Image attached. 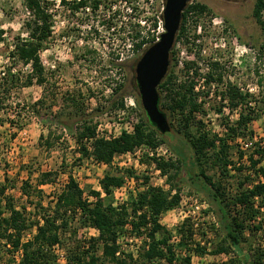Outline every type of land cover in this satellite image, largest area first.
<instances>
[{
	"label": "trees",
	"instance_id": "16d2710c",
	"mask_svg": "<svg viewBox=\"0 0 264 264\" xmlns=\"http://www.w3.org/2000/svg\"><path fill=\"white\" fill-rule=\"evenodd\" d=\"M51 3L49 0H23L28 14L22 26L25 36L18 34L12 37L10 44L6 43L5 31L0 29V44L6 43L10 48L8 53L10 65L0 72V128L6 123L12 127L15 125L11 118L1 117V114L6 113L11 91L14 88L35 84L45 89L47 78L40 52L45 48L52 34V15L48 8ZM60 3L69 5L73 10L89 7L92 11H96L103 0L71 2L60 0ZM207 10L206 6L199 3L188 4L182 14L181 27L174 47L184 37L189 16L197 20L208 14ZM252 17L261 30L264 42V0H255ZM110 28L111 26L108 25L107 30ZM119 29L125 30L124 27ZM199 37L194 36L195 39ZM131 38H133L134 50L139 49L146 42L150 45L154 42L153 37L149 41L143 39L134 42L139 38L138 32ZM174 54L173 49L170 58ZM16 64L29 69L22 79L20 70L14 69ZM110 64L113 67L122 66L112 61ZM206 67L204 85L221 82L220 64L212 61ZM192 68H194L192 70L194 77H200L195 63L188 61L183 64L181 72H184L185 76L180 80L174 71V65H171L158 88L159 108L166 116L170 127V131L164 134L148 121L144 111L141 110V117L132 123L131 133L122 130L116 137L109 139L98 137L97 125L90 120L94 114H103V109L97 108L91 114H86L81 107H77L74 97L64 98L66 102H71L77 111L68 113L63 118H59L58 115L53 116V125L70 134L74 133L72 137L82 158L92 159L95 164L109 166L116 156L134 154L142 147L155 152L160 147L167 146L176 157L175 160L156 156L148 159L161 176L166 177L165 182L169 188L152 186L149 184V178L143 177L142 183L145 188L138 191L135 196L131 195L126 203L114 206L113 190L120 188L125 178L137 179L132 171L126 170L122 175L104 174L98 181L99 190H90L86 195L74 177L68 174L66 184L56 197L53 211L50 214H42L40 223L28 217L30 215L26 213V207L15 206L14 199L7 192L12 185L5 176L0 183V245L10 257L15 258L17 255L18 264H57V256L53 248L62 246V235L66 232L69 231L71 235L76 236L78 230L70 229L69 220H72L70 217H77L80 228L93 229L97 232V236L87 240L76 239L74 249L66 255L65 264H192L193 254L227 257L225 261L215 264H264V148L262 147L264 137L254 145L252 153L247 156L249 163L247 171H254L261 181H254L249 175H243L246 167L239 163L244 153L238 152L239 166L230 159L229 154V142L251 135L249 126L259 119L261 109L249 105L248 93L244 94L237 87L228 84L221 93L220 100L226 103L224 107L230 113L238 112L237 120L231 124L224 123L225 131L221 135L207 130L202 119L197 118L207 116L204 102L200 97L207 98L209 91L204 89L195 91L196 82L187 75ZM122 86L118 84L111 89L112 95H118ZM135 100L140 107L137 94ZM42 103V99L37 100L32 104V110L40 122L46 125L47 121L42 119L36 110ZM109 109H124L122 96L112 99ZM219 110L217 109V112H220ZM15 136L16 133H12L10 139L13 140ZM52 137L49 132L44 140L47 147L60 140L58 136ZM40 140H43V136H40ZM2 147L3 143L0 142V161ZM207 164L216 168L222 178L230 177L231 169L235 174L242 176L237 182L231 200H228L222 184L214 182L206 175L202 167ZM180 165L186 169L191 184L193 180L199 183L196 185V191L205 192L208 197V207L204 214L212 213L215 222L209 225L203 222L208 225V230L198 232V225L187 216L177 226V242L173 244L171 242L173 234L161 224L160 218L164 213L176 209L181 202V187L170 184L172 178L178 176ZM197 168L198 172L195 170ZM56 177L57 173H41L34 192L30 191L33 187L24 181L21 185V193L27 199L31 198L33 193L39 200L42 192L38 187L53 183ZM33 206L39 208V201ZM231 207L235 208L234 213L229 210ZM259 217L263 218V223L260 222ZM32 229L35 230L34 235L30 239H25L26 234ZM126 231L129 237L131 235L133 238H138L142 243V250L136 256L121 249L119 240L124 238ZM207 232L213 234V240L206 241ZM99 251L100 255H98Z\"/></svg>",
	"mask_w": 264,
	"mask_h": 264
},
{
	"label": "rangeland",
	"instance_id": "374dc122",
	"mask_svg": "<svg viewBox=\"0 0 264 264\" xmlns=\"http://www.w3.org/2000/svg\"><path fill=\"white\" fill-rule=\"evenodd\" d=\"M134 1L127 0L124 6V0H103L101 8L97 11L73 10L69 5L57 6L54 2L48 7L52 15V34L45 48L40 52L41 63L47 78L45 89L35 84L14 88L11 91L6 113L1 114L3 119L11 118L15 125L12 127L6 123L0 128V142L3 143L0 183L5 176L8 177L12 185L7 191L8 195L14 199L16 207H26V213L31 219L41 223L42 214H50L53 211L56 197L66 184L68 174L74 177L85 195L90 190H99L98 181L104 174L122 175L126 170L132 171L134 177H137V179L133 178L136 193L145 188L142 183L143 177H148L149 184L152 186L169 188L165 182L166 177L161 176L148 159L149 154L153 153L159 154V156L154 155L156 157L175 160L176 157L167 146H162L155 152L142 147L132 155L116 156L111 165L100 167L92 159L81 157L79 148L72 137L74 133L70 134L53 125V116L58 115L59 118H63L66 114L77 111L71 102L64 100L66 96L74 97L77 107H81L86 114H91L97 108L103 109V114H94L90 120L93 124L99 125L98 134L102 137H115L123 129L129 131L132 123L141 117L142 109L138 107L135 100V95L138 93L134 68L150 44L146 42L139 49L134 50L131 37L138 32L139 38L134 42L140 41L141 38L149 41L155 33L161 32L162 27L156 25L154 28L157 20L154 23L153 17L156 15L149 11L147 0H140L141 9L139 11L136 9L134 15L126 12L125 7L129 3L134 5ZM162 2L164 0H153L157 7ZM190 3L202 4L210 10V13L204 14L197 20L189 16L184 37L173 47L175 54L170 58L169 67L174 65V71L181 80L185 76L184 72H181L183 64L188 61L195 63L200 77H194L190 71L187 75L191 80L194 78L195 86H198L207 73L206 66L212 61L220 64L221 82L204 85V90L209 91V96L200 97L204 102L207 116L197 118L202 119L206 129L213 133L221 135L225 131L223 124L226 122L231 124L238 117V112L230 113L224 107L226 103L220 100V95L225 91L226 86L233 85L242 93L250 95L247 99L250 102L249 105H255L261 109L259 119L249 126L251 135L243 138L242 144H237L236 140L229 142V154L236 166L240 164L246 167L243 175H249L254 181H261L254 171H247L249 167L247 156L252 153L254 145L264 137V42L261 30L252 17L255 0L236 2L192 0ZM113 4L117 7L116 11L110 9ZM27 18L23 0H0V29L5 31L6 43L10 44L11 38L18 34L25 36L22 26ZM140 18L147 19L148 23L144 26L137 25L136 20ZM108 25L111 26L109 30H107ZM120 27H124L125 30H120ZM194 36L200 37L195 39ZM6 43L0 44V72L10 65L8 60L10 48ZM110 61L122 66L113 67ZM14 69L20 70L21 79L29 71L21 64H16ZM118 84L123 85L122 90L118 95L113 96L111 89ZM119 96L123 98L124 109H109L111 100ZM39 99H42L43 103L36 110L41 118L47 121L46 125L40 122L32 110V104ZM130 100L134 102V108L129 106L126 108ZM217 109H220V112H217ZM174 124L176 126L175 121ZM49 132L52 138L58 136L60 140L47 147L44 140ZM12 133H16L13 140L10 139ZM40 136H43V140H40ZM241 146L245 149L241 150ZM239 151L244 154L238 164ZM202 168L214 182L222 184L228 200H231L237 182L242 179V176L235 174L231 169L230 177L222 178L217 169L210 164L203 165ZM195 170L198 172L199 169ZM44 172L57 173V177L53 183L38 187L42 192L39 200L33 193L31 198L27 199L21 193L22 183L27 181L33 187L30 191L34 192L38 178ZM186 173L184 166L180 165L178 176L172 178L170 182L181 187L179 206L164 213L160 218L161 224L173 234V244L177 242L176 228L187 216H190L192 222L198 225V232L207 231V226L215 222L212 213L204 214L208 207V197L205 192L196 191V185L199 183L193 180L191 184ZM120 193L113 190L112 201L115 206L120 205L119 200H116L121 198ZM130 196H127V201ZM192 196L207 206L202 208L195 205L189 200ZM36 201H39L41 208L33 206ZM197 206L199 208H196ZM229 210L231 213L235 212L233 207ZM70 219H72L69 220L70 229L78 231L76 236L71 235L69 231L62 235L63 243L58 249L64 262L68 252L74 249L76 239L87 240L97 236V232L93 229L80 228L77 217H70ZM259 219L263 223V218L259 217ZM34 233L35 230L32 229L26 234L25 239H30ZM124 235V238L119 240L122 251L138 255L142 250L140 239L133 238L131 235L129 237L127 231ZM212 238L213 234L207 232L206 241H211ZM196 239L198 240L199 237L197 236ZM192 257V264H215L227 259L225 255L209 254L203 256L193 254ZM58 259L62 264L60 257H57ZM18 261L17 255L15 258L10 257L0 245V264H18Z\"/></svg>",
	"mask_w": 264,
	"mask_h": 264
},
{
	"label": "water",
	"instance_id": "95a60500",
	"mask_svg": "<svg viewBox=\"0 0 264 264\" xmlns=\"http://www.w3.org/2000/svg\"><path fill=\"white\" fill-rule=\"evenodd\" d=\"M191 1L164 0L161 15L163 31L158 40L143 52L134 68L140 107L148 121L162 134L170 131V127L159 108L158 88L168 73L170 54L181 27L182 14Z\"/></svg>",
	"mask_w": 264,
	"mask_h": 264
},
{
	"label": "built area",
	"instance_id": "2783aa9c",
	"mask_svg": "<svg viewBox=\"0 0 264 264\" xmlns=\"http://www.w3.org/2000/svg\"><path fill=\"white\" fill-rule=\"evenodd\" d=\"M49 1H51L52 3L54 2V3H56L57 4V6L58 5H62L61 3H60V0H49ZM67 2H71V1H74V0H66ZM121 1V0H120ZM126 1L127 0H124V6H125V4H126ZM147 3V6H148V9H149V11H151V13H153L154 12V14L156 15L155 17H153L154 18V23H155V21L157 20V24L156 25H158L159 27L161 26L162 27V22H161V15H162V11H163V8H164V2H162L160 5H158V7H157V5H155L154 3H153V0H147L146 1ZM103 4V3H102ZM101 4V5H102ZM101 5L99 6V8H101ZM98 8V9H99ZM117 7H116V5L115 4H113V5H111V7H110V9L112 10V11H116L117 9H116ZM80 9H83V8H80ZM89 9H91V8H89V7H86V8H84V10H89ZM97 9V10H98ZM136 9H138V11L141 9V7H140V0H135L134 1V5H132L131 3H129V5L128 6H126L125 7V11L126 12H129V13H131V14H133L134 15V11L136 10ZM92 10V9H91ZM96 10V11H97ZM49 13H51L50 12V9H49ZM154 16V15H153ZM147 20V19H146ZM145 19H137L136 20V22H137V25H139V26H144L145 24H147L148 22L146 21ZM163 31V29L161 30V32ZM161 32H158V33H155V36H153L154 37V42L153 43H155L157 40H158V37H159V34L161 33ZM142 32H140V34H141ZM141 40H143V38H141ZM190 74L192 75V71H190ZM204 78H202L201 79V81L199 82V84H198V86H195V91H198V89H199V87H200V89L201 90H203L204 89ZM128 105H126V108H128V106H129V108H134L135 107V105H134V102L133 101H129L128 103H127ZM123 130H125V131H127V132H129V133H131L132 132V125L130 126V130L128 131L127 129H123ZM98 131H99V125L97 126V133H98ZM121 132V131H120ZM120 132H119V134H120ZM118 134V135H119ZM118 135H116V136H118ZM115 136V137H116ZM98 137H102V136H99V134H98ZM104 138H107V139H109V137H104ZM110 138H112V137H110ZM243 138H237L236 139V142H237V144H242V142H243ZM262 147L264 148V144L262 145ZM241 150H244L245 149V147H242L241 146V148H240ZM157 151V150H156ZM153 152V151H152ZM122 155H130V153H126V154H122ZM132 155V154H131ZM150 155V157H152V156H154V155H156V154H153V153H150L149 154ZM156 156H159V154L158 155H156ZM96 165L97 166H100V167H105L106 165H102V164H97L96 163ZM152 166L154 167V164H152ZM159 172V171H158ZM116 192H121L120 193V195H121V198L120 199H116V200H119V202H120V205H122V204H124L125 202H127V196H129V195H133V196H135L136 195V189H135V181L133 180V178H125L124 179V184L120 187V188H116V189H114ZM116 194V193H115ZM192 203H194L195 205H198V206H200V207H204V206H207L205 203H201V202H199L198 201V199L196 198V197H194V196H192V197H190V199H189ZM115 206V205H114ZM196 207V208H199V207ZM128 228V227H127ZM121 239H123V238H121ZM120 239V240H121ZM177 240V239H176ZM131 241V240H130ZM171 242H174V240H173V238H172V240H171ZM53 251H54V253H55V255L59 258L60 257V259H61V263L62 264H65L66 263V261L64 262V259H62L63 258V256H62V254L60 253V251H59V249H58V246H55L54 248H53ZM192 257V256H191ZM192 259H193V257H192ZM57 263H59V259L57 260ZM60 264V263H59Z\"/></svg>",
	"mask_w": 264,
	"mask_h": 264
},
{
	"label": "flooded vegetation",
	"instance_id": "af4514ba",
	"mask_svg": "<svg viewBox=\"0 0 264 264\" xmlns=\"http://www.w3.org/2000/svg\"><path fill=\"white\" fill-rule=\"evenodd\" d=\"M223 1H226V2H236V1H240V0H223ZM207 11L210 13V10L209 9Z\"/></svg>",
	"mask_w": 264,
	"mask_h": 264
}]
</instances>
